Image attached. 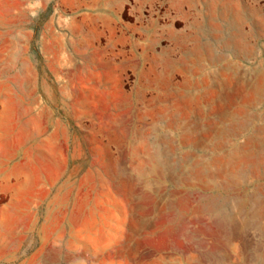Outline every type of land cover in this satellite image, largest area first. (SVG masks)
<instances>
[{
	"label": "rangeland",
	"instance_id": "1",
	"mask_svg": "<svg viewBox=\"0 0 264 264\" xmlns=\"http://www.w3.org/2000/svg\"><path fill=\"white\" fill-rule=\"evenodd\" d=\"M218 83L264 125V0H0V264H264L253 159L226 190L174 172L205 133L168 127L208 130ZM245 192L257 228L217 209Z\"/></svg>",
	"mask_w": 264,
	"mask_h": 264
},
{
	"label": "bare ground",
	"instance_id": "2",
	"mask_svg": "<svg viewBox=\"0 0 264 264\" xmlns=\"http://www.w3.org/2000/svg\"><path fill=\"white\" fill-rule=\"evenodd\" d=\"M199 56L201 55H198L197 57ZM196 64H198V62H196ZM215 65L216 64H212V66L210 67H213ZM229 68H231V66ZM206 70L209 69L206 68L204 71ZM231 70L233 72V69ZM212 92L217 102L212 103L213 111L210 115H208L209 117H211L210 119H212V122L208 125V130L204 129L202 126L203 118L206 116L205 113L202 111L198 114V118H199L198 121H194V122L192 121L189 124H175V125H170L168 127L169 129H175V130L182 129L183 130L182 132L185 135L195 136L198 133H203V132L205 133L204 141L199 142L198 145H195L193 147V151L189 152L188 157L192 162L191 166L190 167L188 166L185 167L183 165L180 166L176 165L177 167L175 166L174 172L176 173L179 179V184L182 186L183 185L190 186V183L197 182L209 190H214V189L226 190L230 185H236V184L240 185V183H243L241 174L236 175L234 172H231L230 170L228 171L221 167L226 165H230V166L234 165L233 163L239 161L242 157L252 158L255 163V166L258 168L257 171H259L260 168L264 177V125L258 126L256 124V122L259 120V116L256 114V112H253L256 109H258V107L262 104V98L258 97L260 96V94L256 96L259 99L256 98L250 102H239L236 100V97L238 95V92L241 93V90L240 91L236 90L234 92H231L230 90L227 91L219 83L216 85V87L212 88ZM223 99L230 100L228 106L223 104ZM163 131H165V129ZM241 138H245L244 147L238 146V140ZM174 154H175V149L173 147H171L169 152L165 149L157 148L151 156L150 172L163 177V174L167 167V163L170 160H172L174 164L177 163ZM147 174L148 172L143 173L144 176H146ZM145 178L148 179L147 177ZM219 180L224 182L220 183ZM245 196L248 198L246 192L245 194L241 195V198ZM241 198L239 199V201L241 200ZM250 198L247 199L248 211L245 210V208L242 207V205L240 204V202L242 201L236 203L235 201L229 199H222L219 205L216 203L219 206V207L217 206L218 207L217 209L220 211L221 214H223L222 216L225 215L232 222H234L235 218L233 215H231L228 212V210H229V204L230 206L231 203L233 204V206L237 204L236 208H238V211L240 212L241 211L246 212L245 217L247 219L245 223L241 224L240 228L241 229L257 228L260 224L258 222L259 216L257 214V207H256L257 204L254 198L251 199ZM219 211L216 210L217 214L219 213ZM230 220L228 221L230 222Z\"/></svg>",
	"mask_w": 264,
	"mask_h": 264
}]
</instances>
